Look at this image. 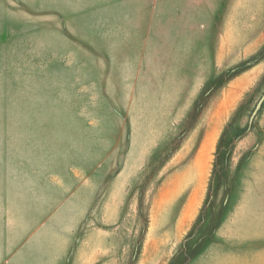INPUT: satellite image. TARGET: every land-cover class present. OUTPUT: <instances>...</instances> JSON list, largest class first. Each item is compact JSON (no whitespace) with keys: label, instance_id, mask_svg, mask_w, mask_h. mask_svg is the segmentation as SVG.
Masks as SVG:
<instances>
[{"label":"rangeland","instance_id":"rangeland-1","mask_svg":"<svg viewBox=\"0 0 264 264\" xmlns=\"http://www.w3.org/2000/svg\"><path fill=\"white\" fill-rule=\"evenodd\" d=\"M193 1L162 0L163 16L168 15L173 7L183 6L188 10ZM203 1L215 6L209 33L212 54L222 25L226 28L228 47L238 48L252 36H259L264 44V0ZM158 2L0 0V254L4 255L2 258H7L8 263L17 259L21 251L25 252L27 245L15 248L12 239L27 241L34 237L39 245L48 243L53 250L66 248V258L62 262L69 264L77 245L90 229L123 233V238L118 240L123 239L124 242L116 250L121 264H192L216 240V229L230 214L237 200L248 169L250 152L264 140V101L251 119L264 92V58L257 66L226 82L224 80L230 67L255 53L263 44L251 54L228 64L225 69H212L206 95L190 120H195L199 126L193 152L201 146L202 137L210 130L198 158V165H202V177L198 184L193 173H188L184 179L188 187L181 190L177 203L162 205L156 214L150 205L165 177L161 168L170 158L160 164L179 139L165 146L161 155L146 166L148 157L139 177L128 188L127 197L119 206L115 219L106 220L100 202L104 187L112 176L111 171L103 175L100 181L102 187L95 202L87 206L84 217L80 215L79 205L68 202L70 194L76 191L72 185L79 184L74 175L75 167L82 163L89 166L97 159L90 156L91 151L105 150L114 144L107 139L112 136L113 120L100 100L89 99L86 102L83 98L79 100L84 102L78 104L76 94H66L68 112L73 114L79 107L88 115L82 117L84 127L79 130L75 129L74 115L65 120L63 117H50L43 129L38 131L27 125L28 79L31 80V102L42 100L35 83L41 75L38 71L42 68L41 64L56 63L57 60L51 59L52 55L73 52L76 47L79 51V47L88 52L99 51L97 44L104 43L107 37L111 36L113 42L121 39L124 22L130 26V35L132 33L136 37L141 32L142 36L146 26L153 22ZM234 57L228 55V63ZM240 128H246V134L234 140ZM180 129L184 130L179 123L176 124L170 137L157 147L167 143ZM76 132L82 133L84 140H74ZM92 135L98 139H89ZM221 135L219 160L213 174L214 155ZM128 147L127 130L117 145V155L111 159V169H119ZM192 154L191 150L186 157L169 163L167 173L171 168L187 165ZM193 185L203 190L202 200L196 217L171 252L170 231L177 210ZM139 197L142 202L140 213L138 203L130 204V200H138ZM70 216L72 219L66 220ZM162 232L167 233L161 235ZM10 249V253L5 251ZM259 249H264V245L260 244ZM4 251L6 253L2 254ZM34 257L37 255L34 254Z\"/></svg>","mask_w":264,"mask_h":264},{"label":"crops","instance_id":"crops-1","mask_svg":"<svg viewBox=\"0 0 264 264\" xmlns=\"http://www.w3.org/2000/svg\"><path fill=\"white\" fill-rule=\"evenodd\" d=\"M161 1L154 9L153 22L146 26L142 36L141 32L136 37L132 33L130 35V26L124 22L121 39L113 42L111 36L107 37L104 43L97 44L99 51L88 52L81 47L79 51L76 47L73 52L52 55L51 59L57 60L56 63L41 64L42 68L38 70L41 75L35 83L42 100L31 102V80L28 79V128L33 127L38 131L43 129L46 119L50 117L58 116L65 120L71 115L76 118V130L84 127L81 119L88 115L77 104L78 108L73 114L67 111V93L76 94L78 104L84 102L79 100L83 98L86 102L89 99L100 100L113 120L112 136L107 137L114 142L113 146L91 151L90 156L97 159L89 166L82 163L75 167L74 175L79 184L72 185L76 191L70 194L68 202L80 206L81 217L87 212V206L95 202L102 187L100 181L103 175L111 171L112 176L104 187L100 203L104 218L114 220L119 206L127 197L128 188L139 177L148 157L160 142L170 137L176 124L186 116L211 76L212 69H225L228 64L237 62L263 44L259 36H252L238 48L232 45L228 47L226 28L222 25L214 41L212 54L209 33L215 6L203 0H194L188 10L183 9V6L173 7L168 15L163 16ZM228 55L235 56L229 63ZM28 72L31 77V70ZM198 129L196 123L182 145L162 166L165 177L150 205L155 214L160 212L162 205L177 203L181 190L188 187L184 181L188 173H193L194 181L197 180L199 184L202 165H198V158L210 130L202 137L201 146L193 152ZM127 130L129 147L119 169H111V159L117 155V145ZM90 137L91 140L98 139L95 135ZM73 139L84 140V136L76 132ZM191 150L193 154L187 165L171 168L167 173L169 163H174L179 157H186ZM83 153H86L85 150ZM202 196L203 190L193 185L177 210L170 231L171 252L176 249L196 217ZM131 203L137 205L138 200H130ZM71 219L72 216L66 218ZM166 233L162 232L161 235ZM122 236L123 233L121 235L116 230H88L69 264H121L116 250L124 242L123 239L118 240ZM215 237L216 240L192 264H264V249H259L260 244L264 245V140L252 151L234 207L216 229ZM12 241L15 248L25 243L27 245L25 252L21 251L11 264H63L66 258V248L53 250L48 243L39 245L34 237L27 241H20V238ZM11 250L5 251L10 253ZM3 256L0 254V264H10Z\"/></svg>","mask_w":264,"mask_h":264},{"label":"trees","instance_id":"trees-1","mask_svg":"<svg viewBox=\"0 0 264 264\" xmlns=\"http://www.w3.org/2000/svg\"><path fill=\"white\" fill-rule=\"evenodd\" d=\"M264 58V44L261 46V48H259L255 53L251 54L249 57L240 60L239 62H237L236 64H234L232 67H230V69H228V76L227 78L224 80V82H226L227 80L232 79L234 76L240 74L241 72L247 70L248 68H250L251 66H253L254 64L260 62L262 59ZM227 69L223 72L224 75H226ZM208 80L206 81V83L204 84L203 88L201 89L200 93L198 94V96L195 98L191 108L189 109L188 113L186 114V116L179 122L180 127L184 128V130L181 131V129L176 132L174 134V136H172V138L167 142L164 143L162 145H159L155 151L152 152V154L150 155L146 166H149L151 163H153V161H155V159H157L163 149L165 148V146H167L168 144L173 143L176 139H179V141L177 142V144L172 148V150L166 154L165 158L163 159L162 163L160 164L163 165L173 154L174 152L177 150V148L180 146L183 137L188 133V131H190L194 125L196 124V121H192L190 122L192 116L195 114V112H197V108L200 105L201 100L203 99V97L206 95L207 92V86H208ZM246 128H240L238 129V133L234 135V140H239L240 138H242L245 134H246ZM223 134V133H222ZM221 143H222V135L219 138L218 144H217V152H215V158H214V162H213V174L215 173L216 167H217V161L219 160V154H220V148H221ZM256 147H254L252 149V151L255 149ZM252 151L250 152V154L252 153ZM145 179V178H144ZM143 179V180H144ZM142 180V182H143ZM141 197H139L138 199V212L140 213V209H141ZM147 222H148V218H147ZM147 226V225H146ZM186 254V252H185ZM187 255V254H186Z\"/></svg>","mask_w":264,"mask_h":264},{"label":"water","instance_id":"water-1","mask_svg":"<svg viewBox=\"0 0 264 264\" xmlns=\"http://www.w3.org/2000/svg\"><path fill=\"white\" fill-rule=\"evenodd\" d=\"M264 101V92L262 94V96L259 98L253 112H252V115H251V119L255 116V114L257 113V111L259 110V108L261 107L262 103Z\"/></svg>","mask_w":264,"mask_h":264}]
</instances>
